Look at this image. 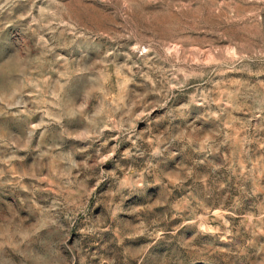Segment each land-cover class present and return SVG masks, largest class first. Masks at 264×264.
Wrapping results in <instances>:
<instances>
[{
  "label": "rangeland",
  "instance_id": "rangeland-1",
  "mask_svg": "<svg viewBox=\"0 0 264 264\" xmlns=\"http://www.w3.org/2000/svg\"><path fill=\"white\" fill-rule=\"evenodd\" d=\"M0 264H264V0H0Z\"/></svg>",
  "mask_w": 264,
  "mask_h": 264
}]
</instances>
